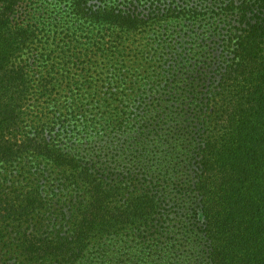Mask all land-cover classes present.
I'll return each mask as SVG.
<instances>
[{
    "label": "trees",
    "instance_id": "16d2710c",
    "mask_svg": "<svg viewBox=\"0 0 264 264\" xmlns=\"http://www.w3.org/2000/svg\"><path fill=\"white\" fill-rule=\"evenodd\" d=\"M0 264H264V0H0Z\"/></svg>",
    "mask_w": 264,
    "mask_h": 264
}]
</instances>
